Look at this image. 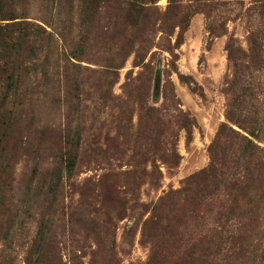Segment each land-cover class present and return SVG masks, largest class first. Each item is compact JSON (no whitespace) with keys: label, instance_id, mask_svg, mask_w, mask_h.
Returning a JSON list of instances; mask_svg holds the SVG:
<instances>
[{"label":"rangeland","instance_id":"obj_1","mask_svg":"<svg viewBox=\"0 0 264 264\" xmlns=\"http://www.w3.org/2000/svg\"><path fill=\"white\" fill-rule=\"evenodd\" d=\"M19 1L60 53L39 55L10 105L0 264H25L39 232L38 264H264V0H157L185 24L151 34L144 67L120 4L84 24L78 0ZM67 134L75 176L50 195Z\"/></svg>","mask_w":264,"mask_h":264},{"label":"trees","instance_id":"obj_2","mask_svg":"<svg viewBox=\"0 0 264 264\" xmlns=\"http://www.w3.org/2000/svg\"><path fill=\"white\" fill-rule=\"evenodd\" d=\"M102 1L104 0H78L79 22L87 24L88 14L93 7ZM156 2L157 0H125L122 2L105 0L106 4H120L118 14L123 20L122 27L124 30L129 28L132 31L130 45H132L133 53H135V61H138L137 66L141 64V67H144L142 64L143 57L141 58L142 53L145 49L150 52L154 46L153 39L151 41V34L155 36L156 32H161L165 36H174L175 29L178 27L181 31L185 24V20L179 19L177 14L179 10L176 8L164 15L159 14L157 6H155ZM73 6L71 1L69 6L71 12L74 9ZM26 8L23 2L19 0H0V156L7 152L8 134L10 137V131L16 124V114L18 113L10 105L14 99L19 97L18 91L22 79L25 75L35 73L39 65L37 64L39 55L44 54L46 49L53 48L56 55L60 53L53 31L49 32L47 29H51L50 24H45L46 27H43L38 23L30 22ZM124 30L122 31L124 32ZM176 44H179L178 39H176ZM71 55L73 56L62 53V58L69 63L75 57L74 54ZM145 68L148 70L147 66ZM183 126L190 135L189 121L187 120ZM80 145L79 137L64 135L63 147L57 162L58 167L53 174L52 185L47 191L48 194L53 193V188L59 186L65 176L68 178L75 176ZM178 157L177 151L172 147L169 157H166L164 163L172 169L179 164ZM195 178V176L188 178L185 182L186 185L190 186ZM188 191L190 190L183 188L176 194L182 195ZM42 235L41 232L37 233V241L34 239V244L27 253L25 264H38L40 262ZM202 256L206 258L207 264H212L211 256L213 257V255L202 253ZM78 258L74 257L73 262ZM205 262L203 261V264Z\"/></svg>","mask_w":264,"mask_h":264}]
</instances>
